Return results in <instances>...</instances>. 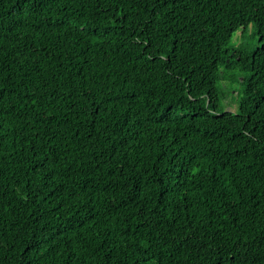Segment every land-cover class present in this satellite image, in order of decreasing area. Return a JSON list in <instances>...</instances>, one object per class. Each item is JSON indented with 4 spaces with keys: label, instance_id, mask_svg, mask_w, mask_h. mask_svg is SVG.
I'll list each match as a JSON object with an SVG mask.
<instances>
[{
    "label": "trees",
    "instance_id": "1",
    "mask_svg": "<svg viewBox=\"0 0 264 264\" xmlns=\"http://www.w3.org/2000/svg\"><path fill=\"white\" fill-rule=\"evenodd\" d=\"M0 264H264V0H0Z\"/></svg>",
    "mask_w": 264,
    "mask_h": 264
},
{
    "label": "rangeland",
    "instance_id": "2",
    "mask_svg": "<svg viewBox=\"0 0 264 264\" xmlns=\"http://www.w3.org/2000/svg\"><path fill=\"white\" fill-rule=\"evenodd\" d=\"M241 42V41H240ZM244 47L249 45L251 48L257 45V38L245 37L241 42ZM232 44L239 46V41L235 37ZM243 74L240 69H231L229 72H224L223 80L220 82L221 89L224 92V105L226 109L236 111L243 86L240 82L242 80ZM235 105L236 109L227 107L226 105Z\"/></svg>",
    "mask_w": 264,
    "mask_h": 264
}]
</instances>
